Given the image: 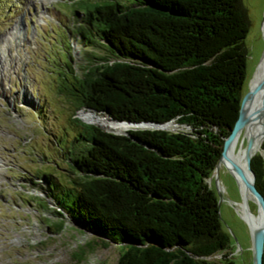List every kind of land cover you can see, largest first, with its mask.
<instances>
[{"label": "trees", "instance_id": "1", "mask_svg": "<svg viewBox=\"0 0 264 264\" xmlns=\"http://www.w3.org/2000/svg\"><path fill=\"white\" fill-rule=\"evenodd\" d=\"M72 4L83 44L103 52L81 74L69 64L60 75L77 133L66 149L68 184L61 183L71 213L54 194L57 214L117 243V264H233L208 178L242 99L250 24L241 0ZM106 121L129 135L102 129ZM250 168L264 197V138ZM64 223L49 226L60 232Z\"/></svg>", "mask_w": 264, "mask_h": 264}, {"label": "rangeland", "instance_id": "2", "mask_svg": "<svg viewBox=\"0 0 264 264\" xmlns=\"http://www.w3.org/2000/svg\"><path fill=\"white\" fill-rule=\"evenodd\" d=\"M72 2L0 0V264L118 261L117 243L104 244L92 232L76 229L71 219L57 214L54 204L55 194L56 200L68 209L67 189L61 183L68 184L66 149L77 133L71 120L72 105L58 92L60 75L69 64L81 74L89 60H94L92 55L103 52L83 44L78 32L80 19L73 12ZM241 2L250 24L243 39L248 51L243 96L264 47V0ZM81 111L75 115L86 120L83 113L79 114ZM104 124L110 129H102L117 133L111 129L115 127L113 123ZM118 126L120 130L130 127L124 123ZM167 130L189 128L173 124ZM240 143L238 137L234 154ZM216 176V185L215 174L210 183L220 192L219 216L230 236L227 258L233 264H252L250 229L260 220V210L252 197L243 196L239 183L223 164ZM59 220L65 223L57 232L49 224ZM90 241L94 246L83 247ZM220 256L216 254L211 259Z\"/></svg>", "mask_w": 264, "mask_h": 264}, {"label": "water", "instance_id": "3", "mask_svg": "<svg viewBox=\"0 0 264 264\" xmlns=\"http://www.w3.org/2000/svg\"><path fill=\"white\" fill-rule=\"evenodd\" d=\"M263 20H264V12H263L262 21ZM263 56H264V47H263V51H262V54H261V57L259 59L258 64L262 60ZM262 87L264 88V78L261 81V83L255 85L254 87H250V85H249L248 91L242 96V99H241V102H240V108H239L238 117H237L233 127L230 129V132H229L228 136L223 141L222 150H221L220 156L218 158V162L220 161V159L222 157L225 156L226 149L232 143V141L236 138L238 133L243 129V127L246 124V122L249 121L250 118H252V117L257 115L256 113H254V114H246L244 112V107H245L246 102L249 99H251L252 95L254 93H256L257 91H259ZM258 113H260L261 115H264V90H263V96H262V99H261V105H260V109H259ZM83 121H85V120H83ZM85 122L86 123H90L88 121H85ZM117 122L132 123V122H129V121H117ZM142 123L143 124H153V125H155V127L151 128V129L167 130L165 128H161V127H157V126H161V125L169 123V122L162 123V124L161 123H156V122H139V123H135V124H142ZM262 126H263V130H262V138H263L264 137V122L262 123ZM121 134L129 135L128 133H121ZM252 144H253V139L251 137L247 138L246 139V150L247 151H246V154H245V163H246L247 170L251 174V178L250 179L246 178V176L244 175L243 171L236 164H232L231 168H232L233 172L241 179V181H242V183L244 185V188L251 194V196L253 198V201L257 204L258 209L261 210L262 215H263L262 224L259 227H257L256 229H254V230L250 229L252 264H262V254H263V250H264V197L258 191V189L255 186L254 174H253V172H252V170L250 168V160H251L252 154L249 151H250V149L252 147ZM218 162L215 165V168L213 170L212 176L208 178V184H210V181H211L212 177L215 174L214 182H215V185H216V182H217L216 168H217ZM216 193H217L218 197H220V192L218 191L217 188H216ZM217 205L219 206V201H217Z\"/></svg>", "mask_w": 264, "mask_h": 264}, {"label": "bare ground", "instance_id": "4", "mask_svg": "<svg viewBox=\"0 0 264 264\" xmlns=\"http://www.w3.org/2000/svg\"><path fill=\"white\" fill-rule=\"evenodd\" d=\"M262 32L264 36V20L262 21ZM263 78H264V56L262 60L260 61V63L258 64L253 74V79L250 82V87H254L255 85L261 83ZM263 90L264 88L262 87L259 91H257L256 93L252 95L251 99H249L246 102L245 107H244V112L246 114L256 113L257 115L250 118V120L246 122L243 129L238 133L236 138L232 141V143L226 149L225 156L220 159V161L217 164V168H216V173H217L219 166L223 164L224 168L229 170L233 174L236 181L239 183L240 189H241L240 191L242 192L243 196L248 197V198L252 197L251 194L244 188V185L241 179L233 172L231 166L232 164H236L243 171L246 178L248 179L251 178V174L247 170L246 163H245V154L247 150H246V145H244V140L249 137L253 139V144L249 151L252 155H254L256 151L260 149V145L262 141V130H263L262 123L264 122V115H261L260 113H258V111L261 105ZM150 125H153V124H150ZM161 126H157V127H161ZM153 127H155V125H153ZM238 137H241V143H240L239 148L237 149V151H235V154H234V148L237 143ZM244 164H245V167H244ZM245 205L247 206L246 202H245ZM262 222H263V215L260 210V220L258 221L257 225L251 224V230H254L257 227H259L262 224Z\"/></svg>", "mask_w": 264, "mask_h": 264}]
</instances>
